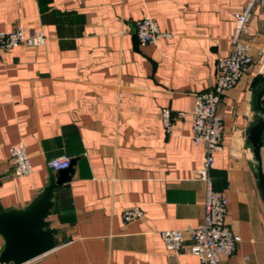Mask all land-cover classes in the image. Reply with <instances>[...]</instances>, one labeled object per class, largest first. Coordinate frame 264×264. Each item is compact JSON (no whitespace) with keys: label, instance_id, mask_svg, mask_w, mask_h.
<instances>
[{"label":"crops","instance_id":"crops-1","mask_svg":"<svg viewBox=\"0 0 264 264\" xmlns=\"http://www.w3.org/2000/svg\"><path fill=\"white\" fill-rule=\"evenodd\" d=\"M244 4L0 0V29L21 23L47 36L41 47L0 50V202L25 208L56 173L48 166L52 159L74 161L49 216L60 243L26 264L197 263L189 237L176 255L160 232L203 222L205 184L194 175L203 146L193 141L191 111L195 94L214 87L218 60L230 52L233 14ZM146 15L172 37L140 44L137 21ZM244 40L254 63L218 105L224 144L211 171L214 188L229 200L227 221L241 237L223 264H264V132L261 161L248 138L264 118L256 103L264 84V9H253ZM163 108L171 111L170 131ZM19 142L33 172L8 176L10 148ZM131 206L144 217L124 221ZM3 246L0 236V252Z\"/></svg>","mask_w":264,"mask_h":264},{"label":"built area","instance_id":"built-area-1","mask_svg":"<svg viewBox=\"0 0 264 264\" xmlns=\"http://www.w3.org/2000/svg\"><path fill=\"white\" fill-rule=\"evenodd\" d=\"M255 7L264 9V0H245L242 10L233 14L234 30L230 37V52L218 60L214 87L196 93L194 97L191 111L192 138L196 145L203 146L201 164L194 175L205 184L203 222L196 227L166 229L160 232L167 250L176 255L182 252L184 242L189 237L192 241L191 253L198 259L196 264H223L225 258L235 253L241 241V237L234 234L227 221L228 197L223 191L214 188L211 171L216 164V153L222 150L224 144V123L218 113V105L226 91L238 84L254 63L250 47L244 39L251 32V17ZM136 32L142 45H157L161 38L172 37L171 33L161 30L158 22L149 15L137 21ZM46 40L44 31L27 32L21 23L12 30L0 29L2 51L19 46L41 47L46 44ZM261 60H264V49L261 50ZM171 119L170 109L163 108L162 121L167 131L171 130ZM10 161L13 170L8 176L22 177L33 172L31 158L23 142L10 148ZM70 164L71 158L61 155L52 159L48 166L58 171L68 168ZM143 217L144 212L139 206H131L122 212V218L126 222Z\"/></svg>","mask_w":264,"mask_h":264},{"label":"water","instance_id":"water-1","mask_svg":"<svg viewBox=\"0 0 264 264\" xmlns=\"http://www.w3.org/2000/svg\"><path fill=\"white\" fill-rule=\"evenodd\" d=\"M263 95L264 84L256 95L257 107L264 114ZM263 132L264 118H261L250 127L248 135L259 161H261L260 148L263 144ZM72 175L71 166L56 171L42 192L23 209H5L0 202V236L4 239V246L0 252V263H27L59 245V230L52 227L49 216L55 205L56 189L68 183ZM1 177L2 174H0ZM259 178L260 187L264 191V174L261 166L259 167ZM63 238L67 241V238Z\"/></svg>","mask_w":264,"mask_h":264}]
</instances>
